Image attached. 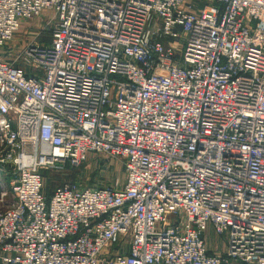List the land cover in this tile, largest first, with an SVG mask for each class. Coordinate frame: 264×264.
Returning <instances> with one entry per match:
<instances>
[{"label":"built area","instance_id":"built-area-1","mask_svg":"<svg viewBox=\"0 0 264 264\" xmlns=\"http://www.w3.org/2000/svg\"><path fill=\"white\" fill-rule=\"evenodd\" d=\"M2 177V264H264V0H0Z\"/></svg>","mask_w":264,"mask_h":264},{"label":"rangeland","instance_id":"rangeland-1","mask_svg":"<svg viewBox=\"0 0 264 264\" xmlns=\"http://www.w3.org/2000/svg\"><path fill=\"white\" fill-rule=\"evenodd\" d=\"M48 16L33 18L24 22L15 34L12 44H26L28 42L48 43L51 40L52 26L47 24ZM179 48L177 52L179 53ZM45 182V193L48 194L52 189L60 184L71 181H78L84 186L103 187L121 186L125 183L126 173L123 163L119 159L110 157L104 152L92 153L89 158L79 166L73 167L66 164L64 167L49 168L43 172ZM9 180L0 179V188L7 191L4 202L0 203V209L12 204L13 195L10 192ZM8 184V185H7ZM213 244L214 238L211 239ZM219 245L221 242H216ZM212 246V245H210ZM218 251H223V247H217Z\"/></svg>","mask_w":264,"mask_h":264},{"label":"crops","instance_id":"crops-1","mask_svg":"<svg viewBox=\"0 0 264 264\" xmlns=\"http://www.w3.org/2000/svg\"><path fill=\"white\" fill-rule=\"evenodd\" d=\"M7 185H8V184H7ZM2 188H3V186L1 185V188H0V194H1V192H2ZM0 264H2L1 261H0Z\"/></svg>","mask_w":264,"mask_h":264},{"label":"trees","instance_id":"trees-1","mask_svg":"<svg viewBox=\"0 0 264 264\" xmlns=\"http://www.w3.org/2000/svg\"><path fill=\"white\" fill-rule=\"evenodd\" d=\"M54 188H55V187H54ZM54 188H53V189H54ZM53 189H52V190H53ZM50 194H51V192H49L47 195L49 196Z\"/></svg>","mask_w":264,"mask_h":264},{"label":"bare ground","instance_id":"bare-ground-1","mask_svg":"<svg viewBox=\"0 0 264 264\" xmlns=\"http://www.w3.org/2000/svg\"><path fill=\"white\" fill-rule=\"evenodd\" d=\"M45 14H46V12H45ZM45 14H44V15H45Z\"/></svg>","mask_w":264,"mask_h":264}]
</instances>
